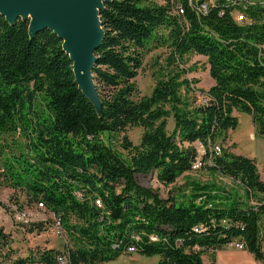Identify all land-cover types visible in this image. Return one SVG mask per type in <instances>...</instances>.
Here are the masks:
<instances>
[{
	"label": "trees",
	"instance_id": "1",
	"mask_svg": "<svg viewBox=\"0 0 264 264\" xmlns=\"http://www.w3.org/2000/svg\"><path fill=\"white\" fill-rule=\"evenodd\" d=\"M98 16L103 38L91 70L98 105L76 83L56 33L31 36L29 18L0 16V133L27 139L25 150L4 158L0 190L24 198L11 196L16 214L31 205L54 214L71 242L19 257L0 227V264H103L133 253L158 255V264H204L209 253L214 264L232 242L264 263V177L254 158L223 148L206 165L236 190L187 180V193L163 198L137 181L154 172L162 185L175 183L192 170L198 143L226 142L235 111L248 113L264 137V0H107ZM162 46L174 67L135 99L145 54ZM190 54L206 57L213 80L201 103L190 96L197 80L180 67ZM133 126L142 128L140 141L123 135L122 153L114 138ZM19 224L40 232L46 223Z\"/></svg>",
	"mask_w": 264,
	"mask_h": 264
},
{
	"label": "rangeland",
	"instance_id": "2",
	"mask_svg": "<svg viewBox=\"0 0 264 264\" xmlns=\"http://www.w3.org/2000/svg\"><path fill=\"white\" fill-rule=\"evenodd\" d=\"M145 2L161 4L163 0H145ZM168 56L169 51L165 46L153 48L145 54L142 67L134 79L138 88L135 99L149 95L155 85L156 79L161 78L165 72L174 67V65H169ZM180 67L189 70L185 74L187 78L197 80L195 83H191L190 96H195L197 98V103L203 102L205 92L213 84V80L208 73L209 67L206 57L194 54L187 55L184 57L183 63H180ZM234 115L237 116V126L227 132L226 142L222 143L216 141L215 143L221 145L222 148L230 153L254 158L259 173L263 178L264 137H261L257 133L251 116L248 113L235 111ZM172 128L173 120L169 118L167 129L171 131ZM141 133V127H128L124 132L119 133L116 135V138H114L117 149L125 153L118 144V140L123 135H126L128 140L132 143L138 144ZM26 142L27 139L21 135L0 133V170L4 158L11 154H17L23 149L25 150L24 144ZM207 166H203L196 171L191 170L179 177L175 183L169 185H162L159 183L154 172L137 175V181L144 186L157 189L160 196L163 198L187 193V180H194L200 183L213 182L218 185L226 186L231 190L239 189L238 186L232 184L230 179L212 172ZM13 194L19 198L20 202L24 200L19 192L16 193V191L14 192L10 188L3 187L0 190V202L4 203L6 206L4 208L0 205V227H3L5 232L11 234L13 240L12 247L16 250L17 256L25 257L45 248L63 250L65 246H71L68 236L61 228H58L59 225L56 222L57 218L45 208L37 209L35 205L29 207L24 206L23 208L24 211L28 212L26 218H29L31 222L42 221L46 223L42 231L28 232L27 227L19 224V222H21L20 217L16 216V213L13 211L16 210L17 205L10 199ZM262 245L264 247V240L262 241ZM224 248L225 247L220 249V252L217 254L220 264H264L256 261L253 255L248 251H242V248H238L235 245L229 244L225 249ZM134 254L135 253L121 255L103 264H133L136 263V261L130 256ZM147 257L152 258V260L149 261L150 264H158V255ZM202 257L208 260V262L211 261L209 253L204 254Z\"/></svg>",
	"mask_w": 264,
	"mask_h": 264
},
{
	"label": "water",
	"instance_id": "3",
	"mask_svg": "<svg viewBox=\"0 0 264 264\" xmlns=\"http://www.w3.org/2000/svg\"><path fill=\"white\" fill-rule=\"evenodd\" d=\"M107 0H0V16L8 22L29 18V35L48 28L63 40V49L73 62L76 83L98 105L91 73L94 51L103 38L98 16Z\"/></svg>",
	"mask_w": 264,
	"mask_h": 264
},
{
	"label": "built area",
	"instance_id": "4",
	"mask_svg": "<svg viewBox=\"0 0 264 264\" xmlns=\"http://www.w3.org/2000/svg\"><path fill=\"white\" fill-rule=\"evenodd\" d=\"M208 4L209 3L205 2V1L201 2L200 4H198L197 5L198 11L200 13H202V14L206 13L207 8H208ZM178 11H179V13H182L183 10H182L181 6L178 7ZM235 20L238 21V22H241V21L245 20V17L242 14H240V13H236L235 14ZM222 149H223L222 146L217 144V143L208 142L207 145L202 144V143H198L196 145V156H195V159L192 162L191 169L193 171H196V170L202 168L203 166L211 165L212 164V158L215 155L219 156L221 154V152H222ZM94 203L99 208L103 207L102 202H101V200L99 198H96L94 200ZM26 215H28V214H25V213H21V214L17 213L16 214V216L20 217V220L24 221V222L29 219V218H26ZM150 237H151V239H155V237L152 236V235ZM230 245H235L238 248H242V244L241 243L232 242V243H230ZM134 251H135V249L133 247L128 248V252L133 253ZM59 261L61 263L65 264L66 259L59 258Z\"/></svg>",
	"mask_w": 264,
	"mask_h": 264
},
{
	"label": "crops",
	"instance_id": "5",
	"mask_svg": "<svg viewBox=\"0 0 264 264\" xmlns=\"http://www.w3.org/2000/svg\"><path fill=\"white\" fill-rule=\"evenodd\" d=\"M226 247L227 246H225V248ZM241 250L242 251H246V250H243V249H241ZM218 252H220V250H217L216 253H215V261H214V264H220L219 258H218V255H217ZM130 257H133V260L136 261V263H133V264H150L149 261L152 260V258H149V257H147L145 255H141V254H138V253H135L134 255H131ZM210 262L211 261L208 262V260L203 259V263L204 264H210Z\"/></svg>",
	"mask_w": 264,
	"mask_h": 264
}]
</instances>
